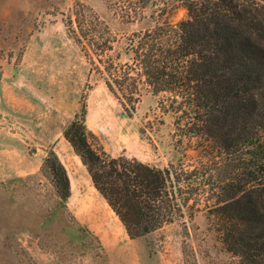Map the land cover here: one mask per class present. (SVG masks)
<instances>
[{
  "label": "rangeland",
  "instance_id": "374dc122",
  "mask_svg": "<svg viewBox=\"0 0 264 264\" xmlns=\"http://www.w3.org/2000/svg\"><path fill=\"white\" fill-rule=\"evenodd\" d=\"M80 4L88 21L92 14L109 29L112 49L103 58L120 64L129 61L133 32L188 17L178 0H0V264H239L212 209L223 194L215 180L190 216L183 209L134 238L92 185L63 136L83 103L86 127L110 155L190 170L202 154L177 129L165 93L143 90L128 113L108 91L99 50L82 47L68 29L78 32ZM50 152L67 171L66 198L42 172ZM191 182L193 191L199 180Z\"/></svg>",
  "mask_w": 264,
  "mask_h": 264
},
{
  "label": "trees",
  "instance_id": "16d2710c",
  "mask_svg": "<svg viewBox=\"0 0 264 264\" xmlns=\"http://www.w3.org/2000/svg\"><path fill=\"white\" fill-rule=\"evenodd\" d=\"M178 1L188 17L133 32L131 56L121 64L103 58L112 49L103 32L109 29L92 14L88 21L84 5L74 13L78 32L68 29L82 47L99 50L98 72L128 113L143 90L166 94L177 129L202 154L198 166L160 168L110 155L86 127L84 103L63 136L129 237L160 228L183 209L190 216L213 179L223 193L212 209L225 222L227 250L239 264H264V0ZM42 172L68 197L70 180L53 152ZM192 179L199 180L193 191Z\"/></svg>",
  "mask_w": 264,
  "mask_h": 264
},
{
  "label": "clouds",
  "instance_id": "9594fccd",
  "mask_svg": "<svg viewBox=\"0 0 264 264\" xmlns=\"http://www.w3.org/2000/svg\"><path fill=\"white\" fill-rule=\"evenodd\" d=\"M180 14H182V13H180Z\"/></svg>",
  "mask_w": 264,
  "mask_h": 264
}]
</instances>
